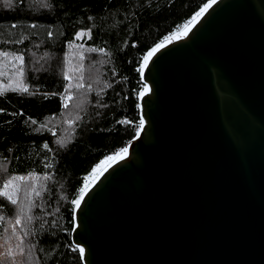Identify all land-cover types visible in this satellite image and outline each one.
I'll return each instance as SVG.
<instances>
[{"label": "water", "instance_id": "obj_1", "mask_svg": "<svg viewBox=\"0 0 264 264\" xmlns=\"http://www.w3.org/2000/svg\"><path fill=\"white\" fill-rule=\"evenodd\" d=\"M139 75L143 127L73 205L81 264H264V0H215Z\"/></svg>", "mask_w": 264, "mask_h": 264}, {"label": "trees", "instance_id": "obj_2", "mask_svg": "<svg viewBox=\"0 0 264 264\" xmlns=\"http://www.w3.org/2000/svg\"><path fill=\"white\" fill-rule=\"evenodd\" d=\"M209 1L0 2V185L19 176L15 205L0 192V264H81V179L137 130L143 57Z\"/></svg>", "mask_w": 264, "mask_h": 264}, {"label": "snow or ice", "instance_id": "obj_3", "mask_svg": "<svg viewBox=\"0 0 264 264\" xmlns=\"http://www.w3.org/2000/svg\"><path fill=\"white\" fill-rule=\"evenodd\" d=\"M0 2L4 3L5 6H7V7H11V6H12V3H13V0H0ZM214 2H215V0H210V3H209V4H205V5L200 9V12L196 13V16H199L203 11H205V9H207L208 7H210V4H211V3H214ZM196 16L192 17V20H193V21L196 19ZM89 19H91V17H89ZM191 23H192V21H189V22H188V24H191ZM188 24H186V25L183 26L186 30L188 29ZM13 27H15V25H13ZM81 34H82V33H77L78 36L81 35ZM185 34H186V33H185ZM165 39H168V37H165ZM162 45H163V42H161V43H157V44L155 45V47H153V48L148 52V54H147L146 56L143 57V59H144V60H147L148 57L154 55L156 52H158V51L161 49ZM91 50H92V51H95V49H91ZM3 55L7 56L8 54H7V53H3ZM15 59H16V60H19V61H23L24 57H23V55H17V56H15ZM143 66H144V65H142V67H143ZM80 87H83V85H80ZM13 90H15V89H13ZM147 90H148L147 85H144V92H147ZM23 91H24V92H28V88H27V87H24V88H23ZM141 95H143V93H141ZM32 123H36V121H32ZM119 123H127V121H119ZM143 124H144V120H143V118H141L139 127L142 128V127H143ZM138 134H139V130H138V132H137V135H138ZM61 146H63V145H61ZM44 147H48V145L45 144ZM126 152H127V148H122V149L120 150L119 155H121V158H123V154L126 153ZM107 159L110 161V160L112 159V157H108ZM101 163H103V161H102ZM93 171L95 172V169H93ZM13 179H15V178H13ZM11 183H12V180H9V181L5 182L4 187H8ZM83 196H84V189L81 188V189L79 190V197H80V198H83ZM9 200H10V202H11L13 205H15V204L17 203V201L14 200V199L9 198ZM73 204H78V200H73ZM17 223H19V220H17ZM83 251H84L83 248H81V249H80L81 259H83Z\"/></svg>", "mask_w": 264, "mask_h": 264}, {"label": "rangeland", "instance_id": "obj_4", "mask_svg": "<svg viewBox=\"0 0 264 264\" xmlns=\"http://www.w3.org/2000/svg\"><path fill=\"white\" fill-rule=\"evenodd\" d=\"M197 12V11H196ZM196 12L193 13V15L185 22L186 24H188L189 21H192V17L196 16ZM184 23V25H186ZM183 27V26H182ZM184 28V27H183ZM182 28V29H183ZM180 29V28H179ZM175 30L172 33L166 35L167 37L170 38H174L177 36V33L180 32V30ZM181 29V30H182ZM78 33H80V31H78ZM144 87V86H143ZM120 153V152H119ZM119 153L117 155H119ZM116 154V153H115ZM94 175V176H93ZM93 177V178H92ZM15 178V179H13ZM95 178V174L91 173V171H88L87 173H85L81 179V183H80V187L83 188L84 185H86L87 183L91 184V180ZM12 180V183L8 186V187H4L5 182ZM19 180V176L16 175H11L10 177H8L5 181H3V183L0 185V192L3 193L5 196H7L8 198L13 199L14 195L16 193V187H17V182ZM93 181V180H92Z\"/></svg>", "mask_w": 264, "mask_h": 264}, {"label": "bare ground", "instance_id": "obj_5", "mask_svg": "<svg viewBox=\"0 0 264 264\" xmlns=\"http://www.w3.org/2000/svg\"><path fill=\"white\" fill-rule=\"evenodd\" d=\"M210 3V1L207 3V4H209ZM200 12V11H199ZM197 17V16H196ZM192 22H193V20H192ZM189 25L190 24H188V27H189ZM184 31H186V29L185 28H183L182 30H180V32H178L177 33V35H180V34H182ZM170 37H168V39H169ZM168 39H164L163 41H161V42H166V41H168ZM161 42H159V43H161ZM155 47V46H154ZM148 54V53H147ZM146 54V55H147ZM145 62H146V60H144L143 59V62H142V65H144L145 64ZM142 65H141V68H142ZM140 68V69H141ZM145 84L143 83V86H144ZM144 91V87H143V89H142V91L140 92V93H142ZM125 148V147H124ZM120 152V151H119ZM119 152H117L116 154H111V155H109V156H106V157H104V158H102L94 167H93V169H95V172L93 171V169L91 170V173H94L95 174V178L97 177V175L99 174V173H101V171H103L108 165H110L112 162H114L115 160H117V159H119L120 157H121V155H117ZM124 155V154H123ZM108 157H112V159L109 161L107 158ZM103 161V163H101ZM94 176V175H93ZM93 178V177H92ZM94 178V179H95ZM94 179H92L93 181H94ZM91 180V183L93 182ZM90 185V183H87L86 185H84V187H83V189H84V191L87 189V187ZM79 199H80V197L78 198V201H79Z\"/></svg>", "mask_w": 264, "mask_h": 264}]
</instances>
